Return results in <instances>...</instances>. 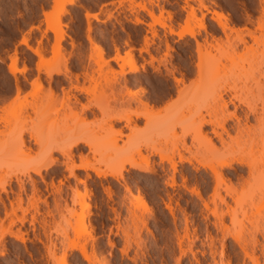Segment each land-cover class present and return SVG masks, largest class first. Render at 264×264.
Here are the masks:
<instances>
[{
	"label": "rangeland",
	"instance_id": "rangeland-1",
	"mask_svg": "<svg viewBox=\"0 0 264 264\" xmlns=\"http://www.w3.org/2000/svg\"><path fill=\"white\" fill-rule=\"evenodd\" d=\"M263 8L264 0H0V107L7 106L1 111L7 121L0 120V264H254L241 245L264 264V83L244 86L236 78L264 74ZM214 10L228 16L233 30L220 27ZM94 44L109 64L97 63ZM14 57L16 78L8 68ZM131 59L139 71L130 70ZM200 71L216 77L204 81ZM235 83L245 101L238 116L244 123L252 106L260 121L250 114L249 131L233 140L234 120L227 119L225 144L210 125L208 137L185 139L195 112L220 122L234 110L230 104L222 112L217 95L229 100ZM125 85L140 96L129 97ZM94 86L96 99L82 89ZM140 98L154 106L147 117L134 112L146 111ZM92 102L102 108L94 107L95 116L83 109ZM78 139L93 141L92 150L73 145ZM61 149L71 151L77 165L122 171L125 181L77 169L86 184L80 182ZM48 155L59 161L42 170L43 181L33 169ZM224 158L234 166L223 169L217 188L211 171ZM169 159L176 162L174 187L166 183ZM80 192L85 201L79 203ZM169 196L175 216L165 207Z\"/></svg>",
	"mask_w": 264,
	"mask_h": 264
},
{
	"label": "bare ground",
	"instance_id": "bare-ground-1",
	"mask_svg": "<svg viewBox=\"0 0 264 264\" xmlns=\"http://www.w3.org/2000/svg\"><path fill=\"white\" fill-rule=\"evenodd\" d=\"M262 1V0H261ZM263 10H264V8H263ZM213 14H214V16H212L215 20H217L218 21V23H219V25H220V27H222V29L225 31L226 30V28H233V27H229V25H228V22H227V20L229 19L228 18V16L227 15H225V13H223L222 11H219V10H214L213 11ZM89 16H90V14H86V17L87 18H89ZM136 22H140V21H136ZM154 23H159V20H154ZM160 24V23H159ZM152 25V24H151ZM161 26H163V24H160ZM207 25V24H206ZM259 25H262V23L261 24H259ZM154 27V26H153ZM201 27H203L204 29H206V27L207 26H205L204 24H202V26ZM260 27H262V26H260ZM88 29H90V26L88 27ZM247 29V28H246ZM170 30H171V32H172V34L173 33H176L178 36H183L186 32L185 31H178V32H176V31H174L173 30V28H170ZM233 30V29H232ZM89 31V30H88ZM247 31H249V33L251 32L250 30H248L247 29ZM187 33L188 34H190L191 36H194L195 35V33L192 31V30H189V31H187ZM243 38V37H242ZM242 40V39H241ZM245 40L243 39V41L242 42H244ZM30 50H32L35 54H37V55H39V56H41V50H39V49H34V48H32L28 43H27V41L25 40V39H23V41H22ZM245 44V43H244ZM204 45V44H203ZM93 48L95 49V51L97 52V54H98V58H97V63H99V64H109V60H106L104 57H103V50H102V48L99 46V45H97V44H94V46H93ZM133 58V57H132ZM153 58V57H152ZM116 60H118V59H122L123 61H124V58L123 57H120V56H117L116 58H115ZM17 58L16 57H14V58H12L11 59V64L8 66V68H9V72L11 73V74H13L14 76H15V78H16V72L18 71V68H17ZM129 64H130V70L131 71H134V72H136V71H139V67L136 65V63H135V60L134 59H131L130 61H129ZM58 73L60 72V71H57ZM202 71H200L199 72V75H201L200 77L202 78V80H208V81H210L211 79H213V78H215L216 77V75L215 74H211V73H201ZM121 74H125V69H124V64L122 65V70H121V72H120ZM51 75L52 74H49V76L51 77ZM237 80H239V81H244L245 82V85L244 86H247V84H246V82L248 81V82H253V83H255V84H261V83H264V74H262V75H260V76H257L255 73H247V72H244V73H241V74H238L237 75ZM175 79V81L176 82H183V79H179V78H177V77H175L174 78ZM263 79V80H262ZM17 80V79H16ZM90 80L91 81H93L94 83H95V86L97 85V79L94 77V75H92L91 77H90ZM108 80V79H107ZM107 80H106V82H107ZM34 81H36V83H37V81L38 82H40V80H34ZM113 82V81H112ZM34 83V82H33ZM127 84V83H126ZM35 86H36V84H34ZM37 85L39 86L40 85V87H42L41 86V84L39 83H37ZM94 85V84H93ZM34 86V87H35ZM94 86V88H82L83 90H85V92L87 93V94H89V95H91L92 96V98L93 99H96V95H98L97 94V89H96V87ZM126 86V85H125ZM206 86V85H205ZM205 86H203L204 88H206ZM16 88H17V94L19 95V93L21 92V87H20V85H19V83H18V81H16ZM36 88V87H35ZM81 89V90H82ZM125 89H126V93H127V95H129V97H132L133 99H137L139 96H138V94H139V91H132V90H130L127 86L125 87ZM233 94H232V97H230L229 98V100H226L225 99V97H223V95H222V93H219L218 95H217V101H218V106H220V110H222V112H226L227 110H228V107H229V105L230 104H232L233 106H234V110L232 111V112H229V113H227V114H225V117H224V120L223 121H215V120H212V119H206L205 117H202V119H199L198 118V115H197V113L198 112H195L196 113V115H193L192 116V120L193 121H195V122H193L194 124H195V126H194V124L192 123V125L191 126H194V128H192V129H190V130H188L187 131V128H184L185 127V124L186 123H184V124H182L181 122V124H182V127H180L181 128V131L182 132H184V131H187V132H184V137H185V139L186 138H188V137H191L192 139H196L197 137H199V136H205V137H208L207 136V134L206 133H204V128L205 127H207V126H209L210 125V127H212V131H213V133L216 135V137L217 138H219V140H220V142L222 143V144H225L226 143V141H225V138L223 137V135L224 134H227L228 135V137H230L231 136V132L229 131V129L226 127V121H227V119H232V120H234V125H233V127H232V129L235 131V133H236V137L234 138L233 136L231 137L233 140H235V139H237V138H240L242 135H243V133L245 132H247V130L249 131V128L251 127V125H250V114H252L253 116H254V118L256 119V121H260V118L258 117V115H257V113H258V111L256 110V109H254L252 106H251V108H250V106H249V110L248 111H246L245 112V115H244V117H245V122L243 123V118L241 117V116H238V111L240 110V109H242L243 110V108H242V106H243V104H245V101L243 100V98L238 94V83H235L234 85H233ZM143 91V90H142ZM104 93V95H106L105 94V92H103ZM102 93V94H103ZM101 94V95H102ZM103 95V96H104ZM215 95V94H214ZM16 98H17V96H16ZM107 98V97H106ZM214 98H216L215 96H214ZM19 99V98H18ZM132 99V100H133ZM215 100V99H214ZM139 101V104H141V106L143 107V108H145L146 109V111L145 112H142V111H134L135 112V114H136V116L138 117V116H145V117H147L148 116V111L149 112H151L152 110H153V108H154V106L153 105H151L149 102H147V101H143V99L141 100V98L138 100ZM137 101V102H138ZM99 104V103H98ZM97 104V102H92V103H89V104H87V105H85V106H83L84 108L83 109H86V111L88 110L90 113H92V114H94V116L96 115V112H95V110H94V107L95 108H101L99 105ZM7 107V106H6ZM6 107H0V120L2 121V120H6V118H4V113H3V115L1 114V111L2 112H4V111H6L7 110V108ZM141 107V108H142ZM253 108V109H252ZM100 110H102V108L100 109ZM8 112V111H7ZM194 113V114H195ZM195 116L198 118L197 119V121H196V119H195ZM113 119H114V117H112ZM118 118V120H122V119H124L123 117H117ZM188 118H190V117H188ZM116 119V118H115ZM125 119H127V118H125ZM4 120V121H5ZM3 121V122H4ZM7 121V120H6ZM191 121V120H190ZM128 123L126 124L127 126L128 125H130V123H129V121H127ZM177 123V124H176ZM175 124L176 125H180V123L179 122H176ZM175 124H173V126H172V128H171V131H173V133L175 134V130H176V128L177 127H175ZM173 128H175V129H173ZM220 129V130H219ZM118 133H119V135H122V130H119L118 131ZM177 134H179L178 132H177ZM116 139H117V137H116ZM116 139H113V140H115V142H116ZM209 140L211 141L212 139H210L209 138ZM208 140V141H209ZM115 142H113V143H115ZM84 144V145H86L87 147H89V149L90 150H92V147H93V144H94V142L93 141H90L89 142V140L87 141L86 139L84 140V139H78V140H76L74 143H73V145H79V144ZM237 143H239L238 141H237ZM210 144V145H209ZM207 145H208V147L209 146H211V148H213L214 149V147H215V144L214 143H211V142H208L207 143ZM206 146V145H205ZM214 146V147H213ZM78 147V146H77ZM80 147V146H79ZM82 147H83V145H82ZM5 148V147H4ZM3 148V149H4ZM8 148V147H7ZM7 148H6V150H7ZM14 148V145L12 146V149ZM117 148L118 147H116L114 150H117ZM211 148H210V150H211ZM94 149V148H93ZM187 149H189V147L187 148ZM206 149V148H205ZM114 150H113V152H114ZM7 151H9V150H7ZM7 151H4V152H6L7 153ZM207 151V150H206ZM10 152V151H9ZM60 152H61V154L63 155V156H66V157H68L69 159H70V161H71V164H66L67 166H66V168L69 170V173H70V175H72V176H74V177H77V179H79L80 180V182L82 181L83 183H85L86 184V182H85V180H82L80 177H78V175L76 174V170L77 169H82V170H84L85 172H86V175L88 176V177H90L91 176V174H90V172H89V170H93V172L96 174V176L97 177H99V178H105V179H107L108 177H112V178H114V179H116V180H118L119 182L121 181V180H124L125 181V179L123 178V173H122V171H109V172H106L105 170H103V169H101L100 168V166L98 165H95V162L92 164V162H89V161H85V163H82V164H79V165H77V164H75L74 163V160H73V154H72V152L71 151H68V150H64V149H61L60 150ZM95 152H96V150H95ZM138 155H142L141 154V150L139 149L137 152H136ZM112 156V155H111ZM106 157V156H105ZM161 158H163V156H160ZM107 158V157H106ZM103 159H104V157H102V160H101V162L103 161ZM182 159V158H181ZM144 160L145 161H147L148 162V156H145L144 157ZM170 160V159H169ZM59 160H58V158H52V156L51 155H48V157L46 158V160L42 163V165L41 166H39V167H37V168H35V169H33V171H34V173L35 174H37V175H40V177H41V180H43V181H45V176H43L42 175V170L43 169H48V168H50V167H52L53 165H57V162H58ZM171 161V160H170ZM185 161L186 162H188L189 164H192L193 162H192V158H186L185 159ZM234 161H238L237 163L238 164H240V165H244V166H246L247 168H248V171H249V173H251L252 172V165L249 163V162H247V161H245L244 159H237V160H234ZM100 162V161H99ZM147 162H146V164H147ZM103 163H105L104 161H103ZM218 165H215V166H213L212 167V177L214 176V178H215V181H216V186H217V188H218V186L222 183V182H224V175H223V169L224 168H232L234 165H233V160H230V159H221V160H219L218 161V163H217ZM96 167H95V166ZM130 166L132 167V168H136V169H138V170H143V171H147V170H151V171H154L155 172V169H153V168H150L148 165L147 166H142V165H140L139 163H135L134 161H130ZM54 167V166H53ZM52 167V168H53ZM98 167V168H97ZM171 168H172V174H171V177H170V181H167L166 183L169 185V186H171V187H174L175 186V173H176V171H177V168H176V162H174V161H171ZM194 169H197V168H194ZM93 175V174H92ZM181 175H182V177H183V179H184V182H186V178H185V176H184V173L183 172H181ZM95 177V176H94ZM11 177H9L8 179H10ZM8 179H6L5 178V180H4V178H3V181H7ZM35 180H33V182H34ZM0 182H2L1 180H0ZM35 183V182H34ZM33 183V184H34ZM186 184V183H185ZM223 184V183H222ZM128 186V185H127ZM126 189L128 190V191H130V188L129 187H126ZM60 190V189H59ZM191 192L193 193V194H195L197 197H199L200 199H202V196H201V194H200V192L198 191V190H196V189H193V190H191ZM84 193H86V192H84ZM232 193V192H231ZM77 194V193H76ZM89 195V194H88ZM84 197H85V194H82L81 192L80 193H78L77 194V199H76V201H78L79 203L80 202H82L83 200L85 201V199H84ZM137 198H138V200L139 201H141L142 200V196H141V194H138L137 195ZM169 200H170V202H167V203H165V207L167 208V210L170 212V214L172 215V216H175V212H174V207L172 206V203H171V198H170V196H169ZM20 201V200H19ZM224 201V200H223ZM74 202H75V200H74ZM225 202V201H224ZM19 203H21V202H19ZM20 205V204H19ZM35 205V204H34ZM204 207L205 208H208V203L206 202V201H204ZM8 213V212H7ZM10 213V212H9ZM22 222L24 221L23 219H20ZM254 236V235H253ZM252 236V237H253ZM251 237V238H252ZM234 238H236L237 239V235H235V237ZM255 237H253V245L256 243L254 240ZM241 249L243 250V252L245 253V255L246 256H249L250 257V259H251V261H252V263H254V264H261V262L259 261V258L258 257H255V256H253V255H251V254H249V252H248V248H247V246L246 245H241ZM224 252H225V249L223 248L222 250H221V254L224 256ZM80 253L83 255V257L88 261V262H90V258H89V255L87 254V252H86V250L84 249V248H81L80 249Z\"/></svg>",
	"mask_w": 264,
	"mask_h": 264
}]
</instances>
